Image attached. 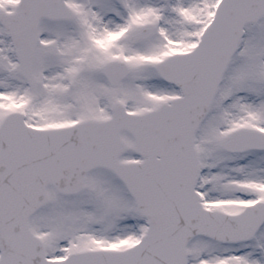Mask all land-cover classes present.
I'll return each mask as SVG.
<instances>
[{"label":"snow or ice","instance_id":"snow-or-ice-1","mask_svg":"<svg viewBox=\"0 0 264 264\" xmlns=\"http://www.w3.org/2000/svg\"><path fill=\"white\" fill-rule=\"evenodd\" d=\"M0 264H264V0H0Z\"/></svg>","mask_w":264,"mask_h":264}]
</instances>
